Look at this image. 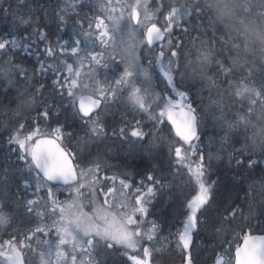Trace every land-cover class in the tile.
I'll return each instance as SVG.
<instances>
[{
  "label": "trees",
  "instance_id": "16d2710c",
  "mask_svg": "<svg viewBox=\"0 0 264 264\" xmlns=\"http://www.w3.org/2000/svg\"><path fill=\"white\" fill-rule=\"evenodd\" d=\"M100 2L25 0L26 6H18V0H0V6L8 10L7 14L0 10V39L14 35L22 44L24 36L36 41L28 49L13 50L14 54L0 52V66L10 60L8 66L15 69L8 75L0 71V200L7 210H15L6 235L23 236L35 225L24 208L18 206L21 195L15 175L18 167L4 161L9 155L8 133L18 127L19 120L25 131L38 126L42 132L54 136V130L60 128L61 137L64 130L63 144L70 147L79 165L96 166L103 173L125 170L128 172L125 178L134 187L141 182L152 186L157 195L152 200L150 217L161 225L152 263L184 264L185 253L180 249L177 234L185 219L184 197L192 191L191 177L169 156L168 138L175 137L166 120L162 124L147 120L153 117L160 121L159 114L169 98L178 106L183 101L157 73L149 72L150 66L143 64L148 63L144 59L149 55L147 52H133V65L146 79L145 91L138 93L134 85L127 87L123 80L117 97L108 100L114 108L107 110V104L99 111L104 133L93 134L73 114L71 98L67 96L70 80L63 79L67 76L64 63L75 64V58L70 52L61 53L59 47H54V56L48 57L44 52L46 42L38 38L39 32L44 31L53 46L64 41L71 45L74 38H82L79 36L82 26L87 29L88 22L97 15L103 18ZM149 8L156 25L163 28L170 24L156 59L163 50L159 59L171 61V67H166L167 74L174 77L180 90L189 92L190 102H195L200 140L194 143L205 155V162L210 163L209 179L216 182L208 215L219 221L226 208H239L234 220L229 218L218 226L194 231L189 250L192 264H210L217 256L227 260L246 233L264 232V47L259 43L264 35V0H152ZM169 12L172 14L166 20ZM60 16H64L63 22ZM21 17L30 23L21 24ZM132 34L121 32L123 38L119 43L105 45L114 56L128 45V40L135 45L136 40L130 38ZM106 60L107 74L98 69L96 79L108 92L116 87L114 79L122 77V66L119 62L111 65L107 57ZM41 62L45 66L54 64L56 69L41 72ZM17 65L26 72V77L19 75ZM149 74L157 81L154 85L149 83ZM57 80L63 87L57 88L54 83ZM130 103L141 114H133ZM45 110L50 113L47 118L40 114ZM133 125L148 134L143 141L121 134V128L127 133ZM209 153L214 157L210 162ZM229 153L234 157L231 163ZM217 154L219 160L215 159ZM237 158L242 161L239 165ZM192 160L196 157L189 158L188 163ZM250 160L256 163L249 166ZM148 174L162 183L153 185L147 179ZM248 184L252 193L246 196ZM98 259L100 264H125L117 253Z\"/></svg>",
  "mask_w": 264,
  "mask_h": 264
},
{
  "label": "snow or ice",
  "instance_id": "6c2138e0",
  "mask_svg": "<svg viewBox=\"0 0 264 264\" xmlns=\"http://www.w3.org/2000/svg\"><path fill=\"white\" fill-rule=\"evenodd\" d=\"M120 3V0H117ZM18 6H26L25 0H18ZM99 8L101 11L108 12L109 15L107 19L112 21L111 32L115 31L119 27V21L121 17H113L111 11H115V5L111 3V0L107 4L103 3V0L99 3ZM131 11L129 12V17L132 21L136 23L139 22V13L137 7L132 5ZM0 10H3L7 14V9H3L0 6ZM169 12L166 16V20L171 16ZM60 20L64 21V16H60ZM20 23L28 25L30 23L29 19H24L21 17ZM95 32L91 31L93 26V21H89L87 29L83 26L81 27L79 36L82 38H74L71 45L68 41H64L62 44L57 42L56 46H53L48 42V36L44 31L39 32V40L46 42L44 52L48 57L54 56V47H59L61 53L70 52L75 58V64L64 63V71H66L67 76H64L65 81L70 80V84L67 90V96L71 98V104L74 109V115L83 120L85 125L93 134L104 133V128L101 126L99 117L100 112L97 111L101 107L103 102L106 106L110 98L114 100L117 97V91L119 85L123 82V77L115 78L113 83L116 87L111 88L110 91L105 92L101 90L100 99H94L93 97L86 96L81 89L80 92H75L73 89L77 88L78 80L77 77L81 76L80 69L84 67L85 62L89 64V72L86 75H90L95 71L92 65H100L103 59V54L94 51L96 40H99L101 44L105 43L107 39L110 38L109 25L105 23L104 18L99 15L94 17ZM153 30L159 31V36L157 39H164V32L170 30V24H166L164 27V32H162L156 24L150 26ZM148 35L146 31V36ZM23 44L14 35H10L8 38L0 39V52L4 55L9 53L14 54L15 49L25 48L28 49L32 44L36 43L32 40L31 36H24ZM171 44V41H169ZM163 50L160 52V56H163ZM173 54H175L173 52ZM150 64L158 65L159 72L162 74L166 87L170 88L175 92L183 101L179 106L176 105L174 99H168L161 109L160 117L162 119L159 123H164L165 120L171 125L170 132L174 134L175 139L170 135L169 140V156L174 158L173 160L186 169V173L191 177L190 185L192 191L189 192L184 197V204L187 209L185 216L186 219L182 224V231L178 234V243L182 245L184 251L188 253L186 259L187 264H192L190 255V246L192 241V234L197 229L203 228L207 229L210 226H218L223 220H228L231 218L234 220L237 216L239 208H226V213L220 217V220L212 219L208 213L212 209L213 205V188L215 187V181L209 179V168L210 163L205 162V155L200 152L199 147L194 141H199L200 136L198 133V120L196 118V108L193 106L194 101L190 102L189 92L187 90H180L178 84L175 82L173 76L168 75L166 71V61L163 59L149 60ZM10 60L6 62L5 66H0V71L5 75H8L11 71L15 70L10 68ZM222 71H225L222 64H218ZM103 67L107 69L109 65L107 63L103 64ZM19 69V66H16ZM47 69H56V65L40 63V71L44 72ZM19 75L26 77V72L23 69H19ZM57 88L63 87V84L57 80L54 81ZM83 87H87L84 85ZM63 95V93H61ZM139 100V98H137ZM184 109V112L191 117V131L190 134H185L180 124L176 119L172 117L175 116L177 108ZM147 111L146 108L142 109ZM95 112V116L92 114ZM43 117L47 118L49 116V111L45 110L40 113ZM154 119L153 117H149ZM21 119L23 115L21 114ZM18 124V129L12 133L9 138V144H14L17 147L13 148L12 151L17 152V158L27 164L29 174L35 173V188L39 192L41 188H44L47 200L51 201L52 210L54 211L59 205V201L55 198V193L53 190V185L60 184L61 178L60 173L63 171V167L59 162L56 161L55 156L51 154L50 150L58 144L62 130L56 128L52 135L56 137L53 139L52 136L47 135L42 132L38 126L32 127L22 134L21 130L25 128L24 123H20L19 120L16 121ZM139 125V122H138ZM131 128V130L125 133L123 128L120 129L122 135H130L131 137L137 138L143 141L148 134H146L139 126ZM154 139V138H153ZM221 143H224V138H221ZM62 148V147H61ZM64 155H68L67 151H64ZM193 156L196 160L192 163H188L189 158ZM30 157V159H29ZM211 153L208 154L207 160L210 162L213 159ZM221 157L219 154L215 156V159L219 160ZM234 157L229 153V163ZM69 159H72L70 156ZM236 163L239 165L242 163L240 159H236ZM256 161L250 160L249 166L255 164ZM147 179L152 181L153 185H160L162 182L158 180L154 175L148 174ZM47 182V183H45ZM122 188H129L130 185L125 180H120ZM32 185L25 181V187H31ZM139 192V189L137 190ZM252 193L251 185L248 184V190L246 196ZM147 194L149 197L155 195L154 188L149 186L147 188ZM145 198L143 196L137 195L135 199V206L126 212L121 213L122 219L120 223L124 225L123 228L118 229L115 232L106 231L102 239L104 243L102 247H97L94 243V237H90V234L86 231L83 237L77 236L70 233L62 225H50L42 224L38 225L33 232L43 233L47 236L50 231L55 230L57 239L50 243L45 240L43 243L49 244L46 253L41 254V264H85L84 258H88V264H100L98 257H103L107 255H114L119 252L122 256L126 257L125 264L128 261L131 264H152L153 252L151 246L144 247L141 241L137 237H143V239L151 242L154 240L158 232L160 231V226L157 222L153 221L151 227L147 229L146 232H141L140 224L143 220H138L136 214L139 213L141 217L148 215V209L145 206ZM123 206V205H122ZM26 211L29 213L36 212L38 216L43 218L46 215L47 203H45L44 210L41 209V205L37 200L28 199L25 204ZM10 222V214L5 211L4 205L0 204V225H7ZM132 226V227H130ZM99 235V233H97ZM31 236H26L25 239H31ZM6 245L11 246V252L14 255H10L7 251L0 250V257H4V264H20V253L16 251V247L11 240L5 241ZM110 250V251H109ZM142 252V255H135L132 253ZM247 254L249 259L247 264H264V235H251L246 233L243 236V244L238 245L235 248L234 258H230L223 261V264H242L244 255ZM55 256L53 261L52 257ZM45 256L47 258H45ZM217 264H221V259L218 258Z\"/></svg>",
  "mask_w": 264,
  "mask_h": 264
},
{
  "label": "flooded vegetation",
  "instance_id": "af4514ba",
  "mask_svg": "<svg viewBox=\"0 0 264 264\" xmlns=\"http://www.w3.org/2000/svg\"><path fill=\"white\" fill-rule=\"evenodd\" d=\"M78 85H79V82H78ZM74 91L80 92L81 89L78 86L77 88L74 89ZM17 129L18 127L14 128L8 133V140L6 144L9 145L7 147L9 155L5 157L4 161L6 164H12L18 167L19 172L15 173L18 179V180L16 179L17 188L21 194L20 202L18 206H21L22 208H24L25 215H30L32 217V220L34 221L35 226L34 228H30L28 232L23 236H13V235L7 236L6 230L8 228L9 223L7 225H0V250L7 251L10 255H14V253L11 252V246L5 244V241L11 240L16 247V251L20 253V264H27L29 260H30L29 264H41V254L46 253V250L49 247V244H45L43 243V241L47 240L50 243H52L57 239L54 229L50 231L47 236H44L43 233H35V235H33L34 229L38 225H42V224L57 225L58 224V225H62L66 229L65 220L69 218L73 220V226L68 227V231L70 233L83 237L85 232L87 231L90 234V237H102L103 234L91 235L92 232H94V228L96 225L95 222L107 224L113 227L114 221H118L120 223V220H121L120 218H122V217H119L114 220V216L113 218L111 217L114 212L120 215L121 213L126 212L135 206V201L130 202L128 188H122L120 184V180L122 179L125 180L129 184V181H127V179L125 178V175L128 174L127 171L118 170L119 172L111 171L109 173H103V171L98 169V167L96 166L86 167V168L85 167L80 168L76 166L77 183L75 185L70 186V187H62V186L53 185L55 198L59 201V205L53 211L51 201L47 200L46 198V195H45L46 190L44 188H41L39 192L36 191L35 173H32L31 175L29 174L27 164L23 161H20L17 158V152L12 151L13 148H11V146L14 148L17 146L14 144H9L8 142L12 133L16 131ZM27 131L23 129L21 130V133L26 134ZM63 135L66 136L64 130H63L62 136L60 137L61 141L58 140V142L63 148L67 150L70 156L74 158L75 156L72 153L70 147L61 143L62 141H64ZM81 169H82V172H81ZM82 173H83V176H82ZM25 181H28L32 186L26 188ZM94 190H95V193H94ZM89 191L91 193H89ZM106 192H108V196H106ZM95 194H102L101 195L102 200L98 201L96 199ZM156 195H157V192L155 191V195L152 197H149L147 194V189H145L144 192L142 193V196L145 198V201H146L145 206L148 209V215L145 217H141L139 213L136 214V218L138 220L144 221L142 224H140L142 233L146 232L147 229L151 227V224L153 221L158 223V221L155 218H153L152 220L150 217V208L152 205V199H154ZM28 199L37 200L39 204L41 205L40 210H44L43 206L45 205V203H47L46 215L43 218L38 216L35 211L32 213H29L26 211L25 204ZM108 201L112 203L111 205L113 207V210H111L107 206ZM0 204L4 205V202L0 200ZM4 209L5 211L9 212L10 216L14 215L15 213V210H7L5 206H4ZM92 209H99V210L102 209V213L96 216H93L89 212ZM98 220H100V222ZM120 225H121V228L124 227V225H122L121 223ZM159 226H160V231L158 232L156 237H160V234H161V225L159 224ZM99 227L103 231L109 230L105 226H99ZM180 231L181 229L179 230V232ZM26 236H31L32 238L30 240L25 239ZM137 239L141 241V244L144 247H147L145 239H142V237H137ZM103 243H104V240L96 241L95 245L97 247H102ZM117 254L123 260L126 261V257L122 256L119 252H117ZM132 254L142 255V252H137V253H132ZM53 257L55 256L53 255ZM45 258L47 257L45 256ZM0 264H4V257H0Z\"/></svg>",
  "mask_w": 264,
  "mask_h": 264
},
{
  "label": "rangeland",
  "instance_id": "374dc122",
  "mask_svg": "<svg viewBox=\"0 0 264 264\" xmlns=\"http://www.w3.org/2000/svg\"><path fill=\"white\" fill-rule=\"evenodd\" d=\"M109 2V0H103V3L107 4ZM151 0H120V3L117 2V0H111V3L113 5H115V11H111V15L114 17L116 14L119 16V17H123L125 15V12L128 11L130 12L131 11V7L132 5L138 7L137 10L139 9L140 12L142 11H145L144 12V20H148V19H151V18H154V13L151 9H149L148 5L150 4ZM102 13H104L107 17L109 15L108 12H104L102 11ZM152 13V14H151ZM129 14V13H128ZM128 18H129V15H128ZM93 21V26H92V29L91 31L95 32V23H94V20ZM162 22V21H161ZM163 23V22H162ZM125 28H127V25H125ZM97 43L95 45V49L94 51L96 52H100L102 53L105 57L108 58L109 61H111V65L113 64V62H119L122 66V77L123 79L125 80V82H127L128 86H131V85H134L136 90L138 91V93L140 92H144L145 91V77H144V74L142 71H140L138 69V67L134 66L133 65V62L131 60L132 58V55H133V52L134 54L137 53L138 51V48H137V43H135V45L131 42V40H128V45L120 52H118L116 55H112V52L109 51V48L108 46H106L104 43L101 44L100 41L96 40ZM168 49H169V45H168ZM150 57L152 58V60L156 59V55H146V58H144L146 60V63L144 62L145 65H148L149 67V59ZM166 67L170 68L171 67V61H167L166 63ZM152 69L154 70V66H152ZM158 71H159V68H158ZM167 73L169 72V70H166ZM162 75V74H161ZM88 79L85 80V82H81V86L83 87L84 85H87V87H83V89H87L92 86V85H95V80H92L91 82L87 81ZM155 82H157L156 80H154ZM93 90V89H92ZM94 90H104V89H100V88H97V89H94ZM105 91V90H104ZM123 102V101H121ZM108 104V109L107 110H111L113 109L114 105H112V103H107ZM131 104V103H130ZM132 105V104H131ZM133 106V105H132ZM134 107V111H133V114L136 113V112H139L135 106ZM124 113H127L129 115L132 114V112H128L126 110L123 111ZM140 113V112H139ZM127 114L125 116H127ZM132 114V115H133ZM141 114V113H140ZM135 117V115H133ZM147 119V118H146ZM148 121H151V120H154L155 122H158V120H155V119H147ZM133 127H136L135 125H133ZM89 193H91L89 191ZM94 193H95V190H94ZM106 196H108V192H106ZM18 201L20 202V196L18 197ZM112 203H110L109 201L107 202V206L113 210V207L111 205ZM108 210V209H106ZM90 213L93 215V216H96L98 214H101L102 213V209H92L90 211ZM114 216V220L121 217V215L117 214V213H113L112 214V218ZM111 218V219H112ZM110 219V220H111ZM122 219V218H120ZM186 219V218H185ZM100 222V220H98ZM96 225H95V228H94V232H92L91 235H97V233L100 234H104L106 231H103L101 230V228L99 226H105L106 228H108L109 232H115L117 231L118 229H121V225L118 221H114V225L113 227L110 226V225H107V224H103V223H98V222H95ZM35 226V225H34ZM33 225H31V228H34ZM181 231H182V228H181ZM96 241H103L102 237H94V242ZM85 260V264H88V258L85 257L84 258Z\"/></svg>",
  "mask_w": 264,
  "mask_h": 264
},
{
  "label": "water",
  "instance_id": "95a60500",
  "mask_svg": "<svg viewBox=\"0 0 264 264\" xmlns=\"http://www.w3.org/2000/svg\"><path fill=\"white\" fill-rule=\"evenodd\" d=\"M133 24L136 25L137 23L133 21ZM146 31L148 33L147 36H146ZM146 31H145L144 38H145V44L148 49H151L154 46L159 45L164 41V39L163 40L157 39V37L159 36L158 30H153L149 26L146 29ZM172 118L177 120V122L181 126L182 131L185 134H190L191 117L187 113H185L184 110L177 111L175 116ZM50 152L51 154L55 156L56 161L59 162L62 166H64L63 171L59 174L61 178V183L56 184V185L66 187V186L74 184L76 182V172H75L71 159H69V155H64V150L61 149L58 144H56L55 147L50 150ZM262 235H264V233ZM242 244H243V240L240 242L239 245H242ZM234 253L235 251L233 252V258H234ZM248 259H249L248 255L245 254L243 257L242 264H247ZM214 264H217V261ZM221 264H222V259H221Z\"/></svg>",
  "mask_w": 264,
  "mask_h": 264
},
{
  "label": "clouds",
  "instance_id": "9594fccd",
  "mask_svg": "<svg viewBox=\"0 0 264 264\" xmlns=\"http://www.w3.org/2000/svg\"><path fill=\"white\" fill-rule=\"evenodd\" d=\"M259 43H260L261 47H264V35L261 36Z\"/></svg>",
  "mask_w": 264,
  "mask_h": 264
}]
</instances>
